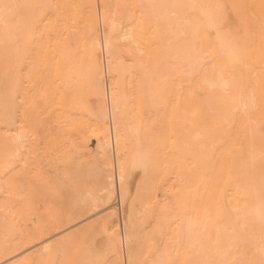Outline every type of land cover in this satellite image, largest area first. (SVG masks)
Wrapping results in <instances>:
<instances>
[{
    "label": "bare ground",
    "instance_id": "bare-ground-1",
    "mask_svg": "<svg viewBox=\"0 0 264 264\" xmlns=\"http://www.w3.org/2000/svg\"><path fill=\"white\" fill-rule=\"evenodd\" d=\"M104 258L264 260V0H0V264Z\"/></svg>",
    "mask_w": 264,
    "mask_h": 264
},
{
    "label": "rangeland",
    "instance_id": "rangeland-1",
    "mask_svg": "<svg viewBox=\"0 0 264 264\" xmlns=\"http://www.w3.org/2000/svg\"><path fill=\"white\" fill-rule=\"evenodd\" d=\"M96 3H97V0H96ZM99 25H98V29L100 28ZM102 26H103L102 28H104V30H105L106 26L105 25H102ZM98 31H100V29ZM100 58H101V54H100ZM128 60H130L129 57H128ZM94 143H95V141L92 140V139H90L88 141V144H87L86 150H85L86 151L85 155H81L79 153H73V164H74V166L76 168V171L78 172L82 168V166L85 167L87 169V171H88L86 179L83 180V182L81 184L76 183L74 185L73 184V180L72 179H68V177H67V175L65 173V169L66 168H64V166H62V167L58 166L57 167V173L60 174V176H62L63 178L66 177L65 179H67V182L69 183V186L74 188V193L75 194L82 193V191L84 189H86V188H91L92 186H94V183L96 181V177H97L96 176V171L97 170H96L95 162H97L96 161L97 159H96V157L94 155ZM109 156H110L109 159H110L111 162H113V166H114L115 157H114L113 152L110 153ZM46 170H48V172H50V168L49 167H46ZM112 170H113V168H112ZM135 173L136 174L134 175V177H135V179H137L140 176V171L138 170ZM76 174L77 173L75 172V176H76ZM49 175L51 176L52 174L49 173ZM125 206H126V203H124L122 201V205H119V203H118V204H116V207H113V205H112V207L110 209V211L113 210L112 211L113 212V219L117 223L116 228H117V231H118V235H120V236H121V233H122V230H123V222L125 224V220H126V216H127L126 207ZM118 207H119V209H118ZM117 211H119L120 213L117 212ZM105 212H107V211H104L103 213H99V214H96V215H92V217H89V219H87L86 221L82 222L81 224L69 229V231H67L65 233L60 234L59 236L56 237V239L58 240L59 243L60 242L61 243L62 242H66V241H68V242L72 241V243H75V242H80L81 243V241H83L82 243H85V242L89 243L90 242V243H92L94 245V247L97 246L96 248L98 250H96V252L99 255L105 256L104 250H105L106 239H104L105 236H103L102 230L100 229V224H99V222L97 220L98 217L101 216V214H104ZM118 214H119V216L121 214L120 218H119ZM83 217H85V216H83ZM83 217H81V218H83ZM81 218H78V219H81ZM78 219L72 220L71 222H75ZM71 222H69V223H71ZM69 223L63 224L60 227V229L66 227L67 225H69ZM147 228H148V226H147ZM97 237H99V238H97ZM93 238H94V240H93ZM101 247H103L104 249L103 248L101 249ZM123 248L124 247H122V255H123V258H124L125 254L123 253L124 252ZM109 259L110 258H104V259L101 260V262L99 264H109V262H110Z\"/></svg>",
    "mask_w": 264,
    "mask_h": 264
},
{
    "label": "snow or ice",
    "instance_id": "snow-or-ice-1",
    "mask_svg": "<svg viewBox=\"0 0 264 264\" xmlns=\"http://www.w3.org/2000/svg\"><path fill=\"white\" fill-rule=\"evenodd\" d=\"M221 23H223V22H221ZM261 264H264V260L261 261Z\"/></svg>",
    "mask_w": 264,
    "mask_h": 264
}]
</instances>
